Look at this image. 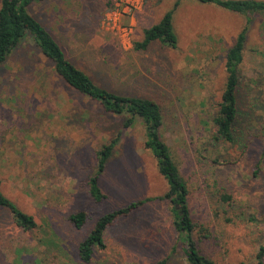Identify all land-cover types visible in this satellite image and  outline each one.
<instances>
[{
	"label": "rangeland",
	"instance_id": "obj_1",
	"mask_svg": "<svg viewBox=\"0 0 264 264\" xmlns=\"http://www.w3.org/2000/svg\"><path fill=\"white\" fill-rule=\"evenodd\" d=\"M111 2L44 0L31 12L98 85L161 106V133L187 181L201 253L215 264H257L264 245V14L249 23L197 0H142L132 10ZM173 9L178 47L157 41L135 49L144 29ZM246 26L237 141L230 143L217 138L213 118L226 53ZM117 137L100 177L104 198L96 201L88 187L96 154ZM0 175L4 195L37 223L24 230L0 207V264H85L78 245L97 220L138 200L145 203L107 228L106 247L95 249L90 264H187L142 122L124 128L123 117L57 76L31 41L0 68ZM222 193L232 200L222 201ZM80 211L87 218L78 228L70 216Z\"/></svg>",
	"mask_w": 264,
	"mask_h": 264
},
{
	"label": "trees",
	"instance_id": "obj_2",
	"mask_svg": "<svg viewBox=\"0 0 264 264\" xmlns=\"http://www.w3.org/2000/svg\"><path fill=\"white\" fill-rule=\"evenodd\" d=\"M44 0H1L0 2V68L11 53L23 42L31 41L47 61L53 65V70L72 89L91 100L97 101L103 110L112 115L123 117V127L131 128L141 121L145 132V147L156 159L160 174L168 183V190L162 196L171 204L172 223L178 238L184 245L187 264H215L214 261L201 253L194 238L196 223L192 216L189 203V187L176 164L168 143L162 136L164 115L161 106L153 99L139 95L123 94L111 91L98 85L83 69L75 65L68 57L59 41L52 32L31 12L32 6ZM117 1V0H116ZM203 4L222 7L228 11L247 17L264 14V0H197ZM113 6L114 0L108 3ZM175 9L166 12L162 18L151 27L144 29V37L134 43L135 49L145 50L152 43L177 48L178 36L173 23ZM249 27L242 29L234 44L225 56L227 73L222 100L213 123L217 138L234 143L237 141V120L239 115L238 85L240 64L244 58ZM119 137L103 145L96 154V165L88 179L89 193L96 201L104 198L100 186L107 163L114 153ZM0 175V207L11 212L15 224L24 230L37 227L35 218L23 211L14 201L2 192ZM224 202H230L232 197L225 193L221 195ZM149 200V199H148ZM145 203L144 200L134 201L127 206L103 214L96 222L88 236L79 243L80 260L90 264L96 248L106 247L105 232L119 217L129 215L134 209ZM87 218L85 211L71 214L70 219L76 227L81 228ZM257 264L264 262V245L257 252ZM158 264H164L160 261Z\"/></svg>",
	"mask_w": 264,
	"mask_h": 264
},
{
	"label": "built area",
	"instance_id": "obj_3",
	"mask_svg": "<svg viewBox=\"0 0 264 264\" xmlns=\"http://www.w3.org/2000/svg\"><path fill=\"white\" fill-rule=\"evenodd\" d=\"M142 0H117V7L124 10H132L140 7ZM118 12H115V14Z\"/></svg>",
	"mask_w": 264,
	"mask_h": 264
},
{
	"label": "crops",
	"instance_id": "obj_4",
	"mask_svg": "<svg viewBox=\"0 0 264 264\" xmlns=\"http://www.w3.org/2000/svg\"><path fill=\"white\" fill-rule=\"evenodd\" d=\"M211 5V4H210Z\"/></svg>",
	"mask_w": 264,
	"mask_h": 264
}]
</instances>
